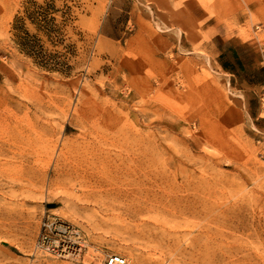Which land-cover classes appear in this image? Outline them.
I'll list each match as a JSON object with an SVG mask.
<instances>
[{
	"label": "rangeland",
	"instance_id": "rangeland-1",
	"mask_svg": "<svg viewBox=\"0 0 264 264\" xmlns=\"http://www.w3.org/2000/svg\"><path fill=\"white\" fill-rule=\"evenodd\" d=\"M108 253L264 264V0H0V264Z\"/></svg>",
	"mask_w": 264,
	"mask_h": 264
},
{
	"label": "built area",
	"instance_id": "built-area-1",
	"mask_svg": "<svg viewBox=\"0 0 264 264\" xmlns=\"http://www.w3.org/2000/svg\"><path fill=\"white\" fill-rule=\"evenodd\" d=\"M40 239L48 243L46 250L49 253L64 257L79 254L84 242L75 226L55 216H48L42 220ZM102 264H127V260L118 253H108Z\"/></svg>",
	"mask_w": 264,
	"mask_h": 264
},
{
	"label": "trees",
	"instance_id": "trees-1",
	"mask_svg": "<svg viewBox=\"0 0 264 264\" xmlns=\"http://www.w3.org/2000/svg\"><path fill=\"white\" fill-rule=\"evenodd\" d=\"M43 60L45 61L44 63H49V60L47 59V56H44L43 57ZM47 60H48V62H47ZM55 65V64H54Z\"/></svg>",
	"mask_w": 264,
	"mask_h": 264
}]
</instances>
